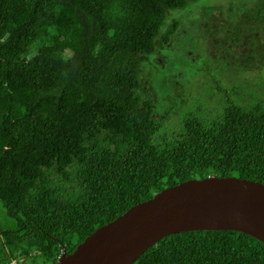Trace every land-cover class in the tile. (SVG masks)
I'll use <instances>...</instances> for the list:
<instances>
[{
	"label": "trees",
	"instance_id": "obj_1",
	"mask_svg": "<svg viewBox=\"0 0 264 264\" xmlns=\"http://www.w3.org/2000/svg\"><path fill=\"white\" fill-rule=\"evenodd\" d=\"M197 1L0 0V209L14 222L0 228V264H50L187 179L264 184V94L241 103L240 85L207 68L218 112L203 119L201 106L185 107L169 131L140 79L180 24L168 13ZM246 10L229 44L264 33V8ZM131 264H264V243L234 230L181 231Z\"/></svg>",
	"mask_w": 264,
	"mask_h": 264
},
{
	"label": "rangeland",
	"instance_id": "obj_2",
	"mask_svg": "<svg viewBox=\"0 0 264 264\" xmlns=\"http://www.w3.org/2000/svg\"><path fill=\"white\" fill-rule=\"evenodd\" d=\"M258 8H264V0H198L168 13L180 24L169 43L142 62L140 79L153 95L155 117L163 118L169 131L179 128L185 107L201 106L203 119L218 112L222 103L209 88L213 85L207 68L223 83L240 85L241 103L264 94V33L228 42L241 14ZM229 49L235 55L226 56ZM4 227L13 228L14 222L0 209V228Z\"/></svg>",
	"mask_w": 264,
	"mask_h": 264
},
{
	"label": "water",
	"instance_id": "obj_3",
	"mask_svg": "<svg viewBox=\"0 0 264 264\" xmlns=\"http://www.w3.org/2000/svg\"><path fill=\"white\" fill-rule=\"evenodd\" d=\"M234 230L264 243V184L235 176L187 179L161 189L99 226L58 264H131L161 237Z\"/></svg>",
	"mask_w": 264,
	"mask_h": 264
},
{
	"label": "clouds",
	"instance_id": "obj_4",
	"mask_svg": "<svg viewBox=\"0 0 264 264\" xmlns=\"http://www.w3.org/2000/svg\"><path fill=\"white\" fill-rule=\"evenodd\" d=\"M209 176H215V175H209ZM158 193V192H157ZM155 194V193H154ZM62 250H65L64 248H61V250H60V253L55 257V259H54V261L53 262H56V264H58V258L60 257V254H61V252H62ZM66 252V251H65ZM66 253H69V252H66ZM16 258H21L23 261H24V259L22 258V257H16ZM12 259H14V258H10L9 260H8V262L7 263H4V264H9V262L12 260ZM53 262H51L50 264H52ZM25 263V262H24ZM26 264V263H25Z\"/></svg>",
	"mask_w": 264,
	"mask_h": 264
},
{
	"label": "built area",
	"instance_id": "obj_5",
	"mask_svg": "<svg viewBox=\"0 0 264 264\" xmlns=\"http://www.w3.org/2000/svg\"><path fill=\"white\" fill-rule=\"evenodd\" d=\"M9 264H25V263L21 258H14L9 262ZM52 264H56V262H53Z\"/></svg>",
	"mask_w": 264,
	"mask_h": 264
}]
</instances>
